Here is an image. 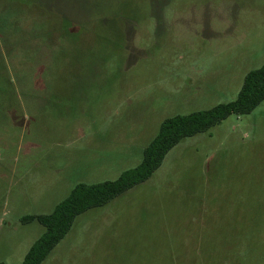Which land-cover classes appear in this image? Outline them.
<instances>
[{"label":"rangeland","instance_id":"1","mask_svg":"<svg viewBox=\"0 0 264 264\" xmlns=\"http://www.w3.org/2000/svg\"><path fill=\"white\" fill-rule=\"evenodd\" d=\"M0 3L16 6L13 21L43 7L94 20L54 63L46 48L38 58L13 45L6 54L15 94L0 81V263L24 262L45 229L21 219L52 213L74 187L69 173L117 180L141 163L164 120L235 101L264 65V0ZM154 3L157 17L148 15ZM113 10L140 18L124 23ZM46 22L36 21L40 30ZM257 208L264 213V102L183 140L150 180L78 217L43 264H264L263 233L243 242L224 234L252 228L235 220Z\"/></svg>","mask_w":264,"mask_h":264},{"label":"trees","instance_id":"2","mask_svg":"<svg viewBox=\"0 0 264 264\" xmlns=\"http://www.w3.org/2000/svg\"><path fill=\"white\" fill-rule=\"evenodd\" d=\"M0 8V39L2 42L1 45L5 46L4 48L6 49L5 54L0 50V67L2 68V71L0 72V81L1 83L4 81L10 83V94L12 95L15 94V86L13 83L14 78L10 75L6 66V64H8L7 55H13L16 49H26L28 52L32 51V54L35 51V58H38L44 51V48H46L50 51V62L54 63L56 62V53L58 51L66 49L69 51L65 54H71L70 50H72L78 35L83 31H89L92 29L94 22L91 13H88L89 16L86 18L87 20H84L86 22L81 20L75 21L66 11L57 10L54 12L53 8L50 9L48 7H43L41 12L37 11L34 13L28 8L26 9L28 12L23 16L24 18L21 21H13V18L17 13L16 6L13 3H0ZM113 11L116 12L115 19L122 20L124 23L140 18L138 17L137 10L131 14H123L117 10ZM149 12V16H156L157 7L155 6V3L149 8ZM10 14L12 15V20L3 21V19ZM57 14L59 15V18L56 20L55 18L57 17H54V15ZM103 15L104 12H102L101 9L98 14V20L102 21L103 19L100 18H104ZM47 17L48 19H46ZM39 18L47 21L45 24H42L44 25L42 28L43 31L40 30L36 23ZM52 20L59 21L56 30H49L47 27V23L50 27L49 23ZM28 26L30 29L32 28L31 31L37 30L40 34L41 37L39 42L31 41L30 31L26 30V27ZM12 45L15 48L14 51H10ZM48 56L49 54H47V57ZM25 58L27 59L28 64L33 62L31 61V55L25 56ZM17 77H20V79ZM20 80H22L21 76H17L16 74V82H20ZM263 102L264 65L256 70H252L245 76L242 88L235 101L219 104L212 109L198 111L187 115L177 114L164 120L156 137L145 148L142 161L137 167L124 171L117 180L105 181L98 184H76L70 195L57 204L52 213L28 215L21 219L23 224L37 222L45 229L43 235L30 248L22 264H43L50 254L70 233L78 217L95 208L108 205L129 190L150 180L151 177L162 167L171 150L183 140L209 132L213 127L221 124L232 115L245 116L252 114ZM248 204H251V202L247 199H242L240 207L246 208ZM258 208L257 213H251L250 215L243 214L241 219L235 220V222H240L242 225L250 224L252 225V228L241 227L239 231H235V229L234 231L233 229L226 230L224 231L225 239L231 241L234 240L235 242H243L250 239L254 232L259 235L263 233L261 237L259 236V240L263 241L264 213L262 212V209L261 211H258Z\"/></svg>","mask_w":264,"mask_h":264},{"label":"crops","instance_id":"3","mask_svg":"<svg viewBox=\"0 0 264 264\" xmlns=\"http://www.w3.org/2000/svg\"><path fill=\"white\" fill-rule=\"evenodd\" d=\"M62 172H63V171H62ZM62 172H61V173H62ZM63 173H64V172H63ZM69 176H70L69 179L73 182L74 187H75L76 184H79V183H84V184H98V183H102V182H105V181H106V180H105V181L96 182V183H88V182H84L83 180L79 181V179H76L77 177L74 178L72 173H69ZM72 179H73V180H72ZM107 181H108V180H107ZM74 187H73V189H74ZM73 189H72V190H73ZM71 192H72V191H71Z\"/></svg>","mask_w":264,"mask_h":264}]
</instances>
